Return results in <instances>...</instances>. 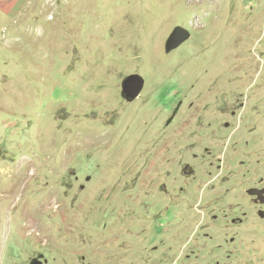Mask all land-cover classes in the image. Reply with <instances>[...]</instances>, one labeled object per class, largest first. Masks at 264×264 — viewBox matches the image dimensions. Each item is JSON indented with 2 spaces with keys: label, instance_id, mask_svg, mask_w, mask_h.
<instances>
[{
  "label": "rangeland",
  "instance_id": "obj_1",
  "mask_svg": "<svg viewBox=\"0 0 264 264\" xmlns=\"http://www.w3.org/2000/svg\"><path fill=\"white\" fill-rule=\"evenodd\" d=\"M261 176L264 0H0V264H183Z\"/></svg>",
  "mask_w": 264,
  "mask_h": 264
},
{
  "label": "flooded vegetation",
  "instance_id": "obj_2",
  "mask_svg": "<svg viewBox=\"0 0 264 264\" xmlns=\"http://www.w3.org/2000/svg\"><path fill=\"white\" fill-rule=\"evenodd\" d=\"M260 179L240 197L194 200L198 221L193 245L190 240L182 245L183 264H264V176Z\"/></svg>",
  "mask_w": 264,
  "mask_h": 264
},
{
  "label": "water",
  "instance_id": "obj_3",
  "mask_svg": "<svg viewBox=\"0 0 264 264\" xmlns=\"http://www.w3.org/2000/svg\"><path fill=\"white\" fill-rule=\"evenodd\" d=\"M191 35V31L188 28L177 25L166 41V51L170 52L178 48L189 40ZM144 86V76L140 73H131L127 75L122 82V94L129 101L135 100L140 96ZM31 264H43V261L35 258L32 260Z\"/></svg>",
  "mask_w": 264,
  "mask_h": 264
}]
</instances>
